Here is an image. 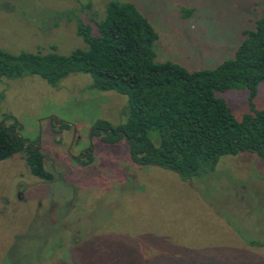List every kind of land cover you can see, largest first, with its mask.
<instances>
[{"label":"rangeland","instance_id":"374dc122","mask_svg":"<svg viewBox=\"0 0 264 264\" xmlns=\"http://www.w3.org/2000/svg\"><path fill=\"white\" fill-rule=\"evenodd\" d=\"M109 1L133 4L149 21L155 62L188 71L231 59L264 13L262 0H0V49H83L77 25L94 32ZM90 84L85 74L56 87L37 76L0 79V123L12 116L54 176L31 175L22 153L0 162V264H264V159L223 156L192 180L137 166L125 140L89 136L98 119L122 124L126 106ZM217 95L237 119L248 112L246 89ZM253 103L264 108L263 85Z\"/></svg>","mask_w":264,"mask_h":264},{"label":"trees","instance_id":"16d2710c","mask_svg":"<svg viewBox=\"0 0 264 264\" xmlns=\"http://www.w3.org/2000/svg\"><path fill=\"white\" fill-rule=\"evenodd\" d=\"M94 25V32L84 22L77 25L85 48L68 55L0 49V79L37 76L56 87L71 74L88 75L90 89L126 97L125 121L113 126L98 119L89 136L107 144L125 140L133 164L158 167L182 180L203 178L223 156L251 153L264 159V108L253 103L258 86H264V13L252 29L242 30L231 59L198 71L155 62L157 34L133 4L109 1ZM243 89L249 109L237 119L217 94ZM5 120L12 122L5 126ZM20 153L31 175L53 181L39 146L23 138L6 115L0 123V162Z\"/></svg>","mask_w":264,"mask_h":264},{"label":"flooded vegetation","instance_id":"af4514ba","mask_svg":"<svg viewBox=\"0 0 264 264\" xmlns=\"http://www.w3.org/2000/svg\"><path fill=\"white\" fill-rule=\"evenodd\" d=\"M84 154H85V153H84ZM85 155H87V153H86Z\"/></svg>","mask_w":264,"mask_h":264}]
</instances>
